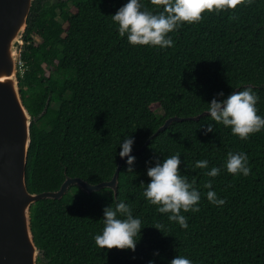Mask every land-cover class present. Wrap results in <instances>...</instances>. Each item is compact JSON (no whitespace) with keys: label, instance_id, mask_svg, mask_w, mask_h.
Returning a JSON list of instances; mask_svg holds the SVG:
<instances>
[{"label":"trees","instance_id":"trees-1","mask_svg":"<svg viewBox=\"0 0 264 264\" xmlns=\"http://www.w3.org/2000/svg\"><path fill=\"white\" fill-rule=\"evenodd\" d=\"M127 2L34 1L20 57L25 70L19 73L33 117L28 189L57 191L68 176L91 184L109 181L126 137L134 138L133 150L140 149L167 119H184L132 154L133 172H127L125 159L116 195L109 187L88 193L72 185L62 198L38 200L31 216L44 254L39 264H170L177 255L192 264H264V129L242 140L210 114L195 119L213 98L246 87L259 96L257 114L264 117V0L205 12L200 22H185L169 33L174 46L168 48L134 46L119 35L111 15ZM141 2L155 10L150 0ZM209 123L214 131L206 135ZM229 152L247 154L248 176L228 173ZM177 153L180 174L201 193L199 212L182 210L187 229L143 196L148 167ZM198 160H207L208 168H195ZM212 167L221 169L218 176L205 175ZM209 180L212 189L203 186ZM209 190L226 203L209 202ZM118 202L142 221L135 252L95 244L104 207ZM157 223L166 235L154 228Z\"/></svg>","mask_w":264,"mask_h":264},{"label":"clouds","instance_id":"clouds-1","mask_svg":"<svg viewBox=\"0 0 264 264\" xmlns=\"http://www.w3.org/2000/svg\"><path fill=\"white\" fill-rule=\"evenodd\" d=\"M252 0H248L250 4ZM245 0H150V4L155 6V10L146 7L141 0H128L126 4L111 15L112 21L118 25L119 35L125 37L131 45H150L168 48L174 46V42L169 33L178 29L183 23L194 24L202 20L205 12H217L236 9L244 4ZM234 18V17H230ZM224 97V93L217 94ZM259 96L251 87H246L242 91H233L226 98H213L208 103L207 113L212 121L230 127L234 135L242 140H247L251 134H255L264 129V117L257 114L256 104ZM207 135L214 131L213 124L209 123L204 130ZM134 138L128 136L121 143L119 155L121 158L127 157V172H133L132 165L135 157L131 155ZM181 157L175 155L164 158L161 162L156 160L155 166H149L147 175L150 183L146 184L143 196L147 201L157 207L161 214H168L171 222H176L181 228L187 229L188 222L185 215L187 212H199L198 206L201 200V193L196 189L195 181L189 182L187 176L180 174ZM207 160H198L195 163L197 169H207ZM225 167L230 174H243L248 176L251 173L248 156L246 153L229 152ZM221 169L212 167L205 175L216 177ZM143 184V183H142ZM207 189H212L211 180L203 185ZM209 202L216 206H223L226 201L219 199L214 191L206 193ZM103 229L100 234L95 235L94 240L97 247L101 249L132 250L135 252L137 240L140 235L142 221L133 216L131 207L118 202L103 209ZM154 228L164 232V225L157 223ZM166 235V234H165ZM154 255H159L158 252ZM149 264H155L150 261ZM170 264H192L183 255L175 256Z\"/></svg>","mask_w":264,"mask_h":264},{"label":"water","instance_id":"water-1","mask_svg":"<svg viewBox=\"0 0 264 264\" xmlns=\"http://www.w3.org/2000/svg\"><path fill=\"white\" fill-rule=\"evenodd\" d=\"M34 1L0 0V264H39L38 258L44 254L35 242L32 206L40 199L62 198L72 185L88 193L109 187L116 195L120 170L127 158L120 157L109 181L91 184L80 177L68 176L57 191H29L26 169L33 117L22 97L19 61ZM206 114L209 113L205 111L195 119ZM182 119L170 117L153 136ZM153 136L143 147L132 150L131 155L142 151Z\"/></svg>","mask_w":264,"mask_h":264},{"label":"rangeland","instance_id":"rangeland-1","mask_svg":"<svg viewBox=\"0 0 264 264\" xmlns=\"http://www.w3.org/2000/svg\"><path fill=\"white\" fill-rule=\"evenodd\" d=\"M56 0H52V2H55ZM70 4V7H71V2L69 3ZM73 9V8H72ZM34 38V40L35 41H37V42H40L41 41V38L39 37V36H34L33 37ZM23 46L24 45H22L21 46V51H22V48H23ZM22 66V64L21 65H19V73L21 72V73H23L24 72V68L23 67H21ZM53 106H58V103H53ZM154 109L156 110V112L159 114V115H162L164 112H163V110L161 109V108H159V106H157V105H155V107H154ZM41 256H39V258H38V260H39V262H41Z\"/></svg>","mask_w":264,"mask_h":264},{"label":"built area","instance_id":"built-area-1","mask_svg":"<svg viewBox=\"0 0 264 264\" xmlns=\"http://www.w3.org/2000/svg\"><path fill=\"white\" fill-rule=\"evenodd\" d=\"M22 64V62L21 61H19V65H21Z\"/></svg>","mask_w":264,"mask_h":264}]
</instances>
